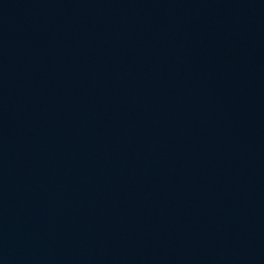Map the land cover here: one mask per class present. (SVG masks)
Returning <instances> with one entry per match:
<instances>
[{
	"label": "water",
	"instance_id": "obj_1",
	"mask_svg": "<svg viewBox=\"0 0 264 264\" xmlns=\"http://www.w3.org/2000/svg\"><path fill=\"white\" fill-rule=\"evenodd\" d=\"M0 264H264V0H0Z\"/></svg>",
	"mask_w": 264,
	"mask_h": 264
}]
</instances>
